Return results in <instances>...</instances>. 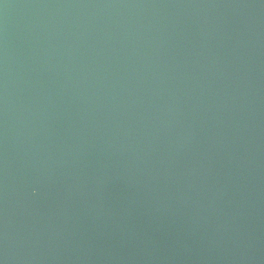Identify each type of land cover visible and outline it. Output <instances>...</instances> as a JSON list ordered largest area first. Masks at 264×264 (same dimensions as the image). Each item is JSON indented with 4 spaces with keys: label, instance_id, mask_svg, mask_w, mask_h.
I'll return each mask as SVG.
<instances>
[{
    "label": "water",
    "instance_id": "95a60500",
    "mask_svg": "<svg viewBox=\"0 0 264 264\" xmlns=\"http://www.w3.org/2000/svg\"><path fill=\"white\" fill-rule=\"evenodd\" d=\"M0 264H264V0H0Z\"/></svg>",
    "mask_w": 264,
    "mask_h": 264
}]
</instances>
